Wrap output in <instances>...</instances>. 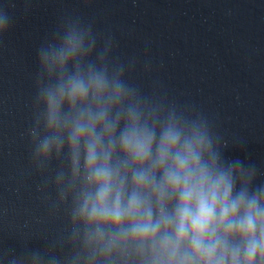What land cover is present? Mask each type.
Returning a JSON list of instances; mask_svg holds the SVG:
<instances>
[{
	"label": "clouds",
	"instance_id": "obj_1",
	"mask_svg": "<svg viewBox=\"0 0 264 264\" xmlns=\"http://www.w3.org/2000/svg\"><path fill=\"white\" fill-rule=\"evenodd\" d=\"M13 24L0 7V43ZM116 47L79 15L38 47L29 169L65 227L0 262L264 264V172L225 158L229 141L204 110L145 91L132 79L139 59Z\"/></svg>",
	"mask_w": 264,
	"mask_h": 264
},
{
	"label": "water",
	"instance_id": "obj_2",
	"mask_svg": "<svg viewBox=\"0 0 264 264\" xmlns=\"http://www.w3.org/2000/svg\"><path fill=\"white\" fill-rule=\"evenodd\" d=\"M0 7L14 21L0 43V252L43 249L65 227L63 212L53 214L38 191L26 132L37 49L67 15L111 33L115 55L137 57L132 79L145 91L204 110L229 141L225 158L264 172V0H0Z\"/></svg>",
	"mask_w": 264,
	"mask_h": 264
}]
</instances>
